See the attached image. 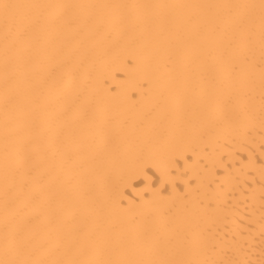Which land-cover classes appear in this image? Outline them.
Masks as SVG:
<instances>
[{"label": "bare ground", "instance_id": "bare-ground-1", "mask_svg": "<svg viewBox=\"0 0 264 264\" xmlns=\"http://www.w3.org/2000/svg\"><path fill=\"white\" fill-rule=\"evenodd\" d=\"M0 264H264V0H0Z\"/></svg>", "mask_w": 264, "mask_h": 264}]
</instances>
